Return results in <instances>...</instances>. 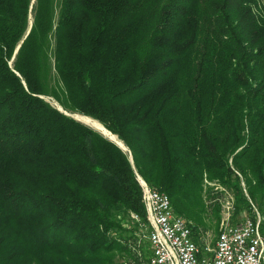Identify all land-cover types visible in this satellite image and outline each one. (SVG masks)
<instances>
[{
	"label": "trees",
	"instance_id": "trees-1",
	"mask_svg": "<svg viewBox=\"0 0 264 264\" xmlns=\"http://www.w3.org/2000/svg\"><path fill=\"white\" fill-rule=\"evenodd\" d=\"M138 177L264 236V0H0V264H141Z\"/></svg>",
	"mask_w": 264,
	"mask_h": 264
},
{
	"label": "built area",
	"instance_id": "built-area-1",
	"mask_svg": "<svg viewBox=\"0 0 264 264\" xmlns=\"http://www.w3.org/2000/svg\"><path fill=\"white\" fill-rule=\"evenodd\" d=\"M142 201L151 223L148 241L153 264H264L258 212L232 222L233 204L223 201L221 226L215 243L205 244L204 256L194 258L193 238L185 233L189 223L172 214L171 205L163 201V192L142 185ZM141 264H145L142 262Z\"/></svg>",
	"mask_w": 264,
	"mask_h": 264
},
{
	"label": "rangeland",
	"instance_id": "rangeland-1",
	"mask_svg": "<svg viewBox=\"0 0 264 264\" xmlns=\"http://www.w3.org/2000/svg\"><path fill=\"white\" fill-rule=\"evenodd\" d=\"M57 12L55 13V18L57 17ZM29 28L28 30L30 29V26H31V23H32V19L29 18ZM55 23H56V20H55ZM15 53H16V50H15ZM14 56H12L11 58V61L13 60ZM10 61V63H11ZM54 78H55V75H54ZM45 98V100H47L52 106L58 108L59 110H63V108L59 105V103L53 99L52 97H48V96H43ZM71 115H73L76 120H78L79 122H81L82 124L90 127L91 129L99 132L100 134L104 135L102 132H100L99 130L91 127L90 125L86 124L85 122H83L82 120L78 119L77 117H75V114H80V115H83L81 113H78V112H74V113H69ZM83 116H87V115H83ZM93 120H96L98 121L97 119H94L90 116H87ZM100 122V121H98ZM101 123V122H100ZM102 124V123H101ZM103 125V124H102ZM104 126V125H103ZM105 127V126H104ZM106 128V127H105ZM107 129V128H106ZM105 136V135H104ZM112 141V140H111ZM123 144V143H122ZM124 145V144H123ZM121 148V147H120ZM139 178V181H140V184L141 182H144L143 180ZM206 181V185L207 184H212L214 185L213 183H208L207 182V179H205ZM243 184V183H242ZM216 188L215 189H218L217 192H215V195L218 196L217 200H220L218 202V205L220 207V211H218V208L217 206L214 207L212 204L214 203V200L212 199H207L205 196V193H203V200L205 201V208H206V212H202L201 213V219L199 220V222H196L192 219H186L184 218L188 223L189 225L191 226L192 228V233L194 235V238L197 237L198 238V242L197 244L200 246V247H203V245L205 244H214L215 243V240L218 236V233H219V230H220V226H221V220H222V217H223V211H224V207L222 205V202L223 201H229L230 203L233 204V209L234 211L231 213V220H233L234 223L236 222H239L241 221L242 219H244L246 216H251L250 214H253L257 211L258 212V215H259V218L261 220V215L259 214V211L256 209V207L254 206V204L252 203V206H253V213H251V211L247 212V209L244 208V209H240L238 210L237 209V212L236 211V196H235V193L231 190V189H228L227 187H223V186H215ZM206 188V186H205ZM235 204V205H234ZM218 211V212H217ZM147 213V212H146ZM217 213H218V217H217ZM148 215V214H147ZM147 217V221H148V225L149 227H145L144 224H142V220H140L139 217L137 216H134V219L139 222L138 226L140 228V230H138V232L136 231L135 234L138 235V244L140 246L139 250L141 251L142 255H143V258H145L143 260V262H145L146 264V261L151 253V250H150V246H149V241H148V235H149V231L151 230V223H150V220H149V217ZM201 221V222H200ZM124 227L129 229L131 227V224L129 221L125 222L124 223ZM130 233V232H128ZM138 249V248H137Z\"/></svg>",
	"mask_w": 264,
	"mask_h": 264
},
{
	"label": "bare ground",
	"instance_id": "bare-ground-1",
	"mask_svg": "<svg viewBox=\"0 0 264 264\" xmlns=\"http://www.w3.org/2000/svg\"><path fill=\"white\" fill-rule=\"evenodd\" d=\"M75 117H77L78 119L82 120L83 122H85L86 124L90 125L91 127L99 130L100 132H102L109 139H111V140H113V141H115V142H117V143L122 145V142L117 138V136L112 134L100 122H98L96 120H93V119H91V118H89L87 116L80 115V114H75ZM142 185L147 186L148 189H152L145 182H142ZM163 201H164L165 204L171 205L170 204V199L165 193H163ZM172 214H175L173 210H172ZM183 221L187 222L184 218H183ZM185 233H187V235L189 237H192L191 236L192 231H191L190 226H185ZM193 249H194V258H202V256H204V248L200 247L194 240H193ZM261 255H262V259L264 260V241H262V244H261ZM146 264H153V258L152 257H148V259L146 261Z\"/></svg>",
	"mask_w": 264,
	"mask_h": 264
},
{
	"label": "water",
	"instance_id": "water-1",
	"mask_svg": "<svg viewBox=\"0 0 264 264\" xmlns=\"http://www.w3.org/2000/svg\"><path fill=\"white\" fill-rule=\"evenodd\" d=\"M63 111V110H62ZM65 114H67V115H69V116H71V117H74L73 115H71V114H69V113H67V112H65ZM111 140V139H110ZM113 141V140H112ZM113 142H115V141H113ZM119 147H121L123 150H126L127 148L122 144H119V143H117V142H115ZM130 161H132V158H131V155H130Z\"/></svg>",
	"mask_w": 264,
	"mask_h": 264
}]
</instances>
